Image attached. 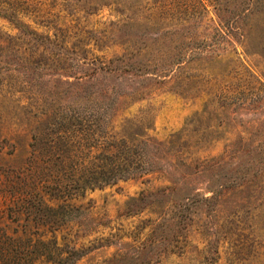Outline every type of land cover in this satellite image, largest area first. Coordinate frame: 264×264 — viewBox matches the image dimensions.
Listing matches in <instances>:
<instances>
[{
	"label": "rangeland",
	"instance_id": "rangeland-1",
	"mask_svg": "<svg viewBox=\"0 0 264 264\" xmlns=\"http://www.w3.org/2000/svg\"><path fill=\"white\" fill-rule=\"evenodd\" d=\"M200 1L205 10L197 0H0L34 32L0 17L9 234H27L3 194L27 169L40 117L99 112L100 135L138 129L162 158L78 199L61 251L39 264H264V0ZM218 18L238 30L220 31ZM92 95L124 99L77 101ZM66 243L81 248L77 260Z\"/></svg>",
	"mask_w": 264,
	"mask_h": 264
},
{
	"label": "trees",
	"instance_id": "trees-1",
	"mask_svg": "<svg viewBox=\"0 0 264 264\" xmlns=\"http://www.w3.org/2000/svg\"><path fill=\"white\" fill-rule=\"evenodd\" d=\"M197 4L205 10L200 0ZM0 17L14 29L34 34L12 4L0 5ZM226 25L230 31L238 30L233 20L219 19L220 31ZM121 99L124 98L92 95L77 101L103 105L116 104ZM75 102L74 99L71 104ZM106 119H101L99 112L73 109L50 113L34 122L27 169L8 177L3 194L9 200L8 217L28 235L9 234L10 223L0 220V264L46 261L61 251L59 232L78 216V199L87 192L121 180L141 178L159 169L158 161L162 158L150 154L152 140L138 129L131 136L121 130L110 136L100 135V126ZM66 246L74 255L73 261L77 260L81 248L69 247V243Z\"/></svg>",
	"mask_w": 264,
	"mask_h": 264
}]
</instances>
